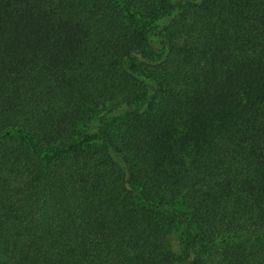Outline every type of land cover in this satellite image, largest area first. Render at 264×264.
I'll return each mask as SVG.
<instances>
[{"label":"trees","instance_id":"16d2710c","mask_svg":"<svg viewBox=\"0 0 264 264\" xmlns=\"http://www.w3.org/2000/svg\"><path fill=\"white\" fill-rule=\"evenodd\" d=\"M0 264H264V0H0Z\"/></svg>","mask_w":264,"mask_h":264},{"label":"rangeland","instance_id":"374dc122","mask_svg":"<svg viewBox=\"0 0 264 264\" xmlns=\"http://www.w3.org/2000/svg\"><path fill=\"white\" fill-rule=\"evenodd\" d=\"M168 18H164L159 21V25H164L168 22ZM127 68L134 70L136 73L142 72V66L139 63H132L130 61H126L125 63ZM125 110H119L117 114V118H120V115L124 114ZM167 208L174 212L182 213L186 218L190 217V212L183 203L181 198H177L167 205ZM189 232L183 228L182 226L174 224L169 229L166 239H165V250L168 251L172 257H177L180 259H189Z\"/></svg>","mask_w":264,"mask_h":264}]
</instances>
